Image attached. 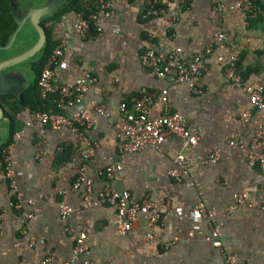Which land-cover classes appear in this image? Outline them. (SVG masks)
I'll list each match as a JSON object with an SVG mask.
<instances>
[{
	"label": "crops",
	"instance_id": "0c3cea01",
	"mask_svg": "<svg viewBox=\"0 0 264 264\" xmlns=\"http://www.w3.org/2000/svg\"><path fill=\"white\" fill-rule=\"evenodd\" d=\"M51 1L2 2L14 28L6 43L0 45V104L4 111L0 116V147L7 143L15 190L0 172V264H36L44 257L49 258L48 264H65L71 261L74 237L82 230L91 264H225L220 248L205 240L209 232L206 220L190 214L198 200L215 210L214 221L236 264H264V212L259 206L264 201V176L246 161L253 134L252 123L241 119L247 94L225 81L215 56L207 59L204 72L196 79L201 95L192 93L186 83L148 75L139 63V55L147 47L166 54L179 46L188 56L204 49L216 31H223L226 38L216 52L224 57L238 56L242 76L258 80L264 77V19L247 22L242 13L231 8L234 0H220V9L211 0H189L184 6H169L168 11L178 14L171 24L166 14L142 17L147 0H118L109 17L99 18L100 36L83 39L74 31L73 10L55 13L68 0H60L52 11L39 17L54 43L69 38V47L55 70L57 80L71 84L87 72L96 78L83 100L94 118L87 133L98 143L86 170L92 179L93 197L106 183L98 171L118 163L110 185L128 191L134 200L148 195L161 214V222L155 227L139 220L128 233L120 234L114 208L104 204L89 207L83 201V187L72 189L81 162V145L71 128L53 129L39 123L26 126L32 111L26 106L15 114L18 136L10 135L9 104L34 93L37 71L33 62L43 49L18 60L38 38L30 14ZM254 1L264 5V0ZM141 88L167 90L171 109L198 129L200 138L195 146L185 147L179 138L169 136L158 149L117 152L114 124L120 117L119 103L137 95ZM100 105L105 114L97 113ZM162 113L163 104L154 101L149 117L154 119ZM234 132L238 133L236 143L230 145L227 139ZM62 146L66 148L60 155ZM38 147L43 151L39 156ZM215 150L218 160L204 162ZM179 152L190 162L182 181L167 174ZM15 191L20 193L19 209L12 206ZM234 192H246L255 205L227 210ZM61 202L72 208L66 218L59 213ZM175 206L183 208L181 214L172 210ZM27 213H31L28 219ZM149 230L156 232L154 240L145 238ZM174 235L177 241L165 248L164 242ZM72 264H79V260L73 259Z\"/></svg>",
	"mask_w": 264,
	"mask_h": 264
},
{
	"label": "built area",
	"instance_id": "2783aa9c",
	"mask_svg": "<svg viewBox=\"0 0 264 264\" xmlns=\"http://www.w3.org/2000/svg\"><path fill=\"white\" fill-rule=\"evenodd\" d=\"M118 0H84V8L75 14V33L83 38L99 37L101 27L98 20L101 17H109L113 13L114 4ZM189 0H147L144 5L142 17L150 18L166 14L170 23L174 24L178 19V14L168 11L169 6L176 3L184 6ZM217 8H221L220 0H211ZM162 4L163 7L158 5ZM231 8L242 13L244 19L251 20L264 19V5L257 4L254 0H234ZM91 27L94 31L91 32ZM226 34L223 31H216L211 42L201 51L185 56L181 47L175 46L166 54L160 53L155 47H147L139 55V63L152 77L169 78L173 82L186 83L188 89L201 95L202 91L196 85V79L202 75L206 68L207 59L215 56L221 65L222 75L225 81L233 83L241 88L248 96V104L241 112V119L244 122H251L253 134L246 153L247 164L257 167L264 176V77L258 80L249 81L245 79L237 65L238 56L229 55L224 57L216 52L224 40ZM69 47V38L62 37L55 42L47 60L42 67L37 78V88L41 99L53 98L57 111L33 110L25 120V125L39 123L42 126H50L53 129L62 127L71 128L81 145V162L77 169V174L73 190L83 187L84 204L93 207L95 205H108L115 210V225L118 233H128L139 220L147 226L155 227L161 222V214L156 209V204L145 195L141 200H134L128 191L119 192L109 180L113 173L120 167L118 163L111 164L98 171V174L105 177L106 183L98 192L96 197L92 194V179L87 175V166L98 149V143L92 140L87 131L94 122V118L89 114L83 104L85 93L90 84L96 80L95 76L87 72L77 78L73 83H60L55 74L56 67L61 63L65 51ZM159 100L163 104V113L157 118L149 117V109L154 101ZM97 113L105 114L103 105L96 108ZM119 119L114 124L115 141L114 145L118 153H132L143 148L158 149L169 137L179 138L183 145L195 146L199 141L200 135L196 127L189 125L185 117L177 111L171 109L167 90L161 91L141 88L137 95L124 99L118 106ZM256 115V116H255ZM18 132L12 138L18 136ZM234 132L227 143H236ZM40 144V143H38ZM37 144V145H38ZM7 147L2 150L0 155V172L6 178L11 189L15 190L14 172L7 157ZM37 155L43 151L38 147ZM62 150V147L58 149ZM219 158L218 151H213L205 159L206 163H215ZM173 167L167 171L168 176L177 181H182L187 175L190 162L183 152H179L173 159ZM15 200L12 206L19 209L20 193L14 192ZM255 204L248 198L246 192H234L232 203L227 210H234L241 206L252 207ZM260 209L264 212V201L260 203ZM172 210L176 214H181L183 208L175 206ZM72 208L64 202L59 203V213L62 218H66ZM215 210L205 207L200 200L191 208L190 214L195 218H204L207 222L209 232L205 240L212 245L219 247L224 258L225 264H236V257L229 247L223 244V237L220 227L215 223ZM31 217V213L25 214V218ZM1 218V211H0ZM157 234L154 230H149L145 238L154 240ZM177 241V236L164 242V247L168 248ZM72 259L65 264H72V260H79V264H91L88 257L89 249L86 241L85 231L76 233L72 246ZM49 258L44 257L36 264H48Z\"/></svg>",
	"mask_w": 264,
	"mask_h": 264
},
{
	"label": "trees",
	"instance_id": "16d2710c",
	"mask_svg": "<svg viewBox=\"0 0 264 264\" xmlns=\"http://www.w3.org/2000/svg\"><path fill=\"white\" fill-rule=\"evenodd\" d=\"M2 2L3 0H0V5H1L0 6L1 9L0 10V45H4L6 43L9 33L14 28L12 17L8 13V10H5L4 7H2ZM158 6L163 7L162 4H159ZM84 7L85 6L83 0H68L67 2H64L55 13L65 12L69 10H73L76 13L81 11ZM44 22H45L44 20L41 22L43 26H44ZM44 29L46 35L45 43L40 56L38 57L37 60L33 62V67L37 71V77L34 83L35 85L34 93L32 94V96L27 95V98L25 97L21 98V100L15 104L14 103L9 104V111L7 112V115L11 126L10 135L14 134L19 129L18 120L15 118V114L19 112V110H21L22 108L29 106L32 111L33 110L57 111L55 104L53 102V98L48 97L47 99H41L37 88V78L40 74L42 67L44 66L47 60L49 53L51 52L55 44L50 38L48 28L45 26ZM93 31L94 29L93 27H91V32ZM29 99H31L33 102H31V100ZM6 146L7 143H5L3 146L0 147V155L2 153V150ZM65 148L66 146H62V150L59 152L60 155L63 154Z\"/></svg>",
	"mask_w": 264,
	"mask_h": 264
},
{
	"label": "water",
	"instance_id": "95a60500",
	"mask_svg": "<svg viewBox=\"0 0 264 264\" xmlns=\"http://www.w3.org/2000/svg\"><path fill=\"white\" fill-rule=\"evenodd\" d=\"M59 2H60V0H52L45 7L36 9L33 12H31V14H30L31 21H32L34 28L37 31L38 38H37L35 45L30 50H28L27 52L20 55V58H18V60L24 59V58L34 54L35 52H37L38 50H40L44 46L46 35H45L44 27L39 21V17L49 13L50 11H52L59 4ZM2 115H4V111H3V108L0 104V116H2ZM116 190H118L119 192L122 191L121 189H116Z\"/></svg>",
	"mask_w": 264,
	"mask_h": 264
}]
</instances>
